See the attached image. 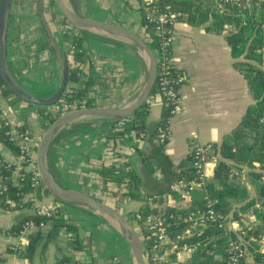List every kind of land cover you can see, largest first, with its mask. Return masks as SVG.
I'll return each mask as SVG.
<instances>
[{"label":"crops","instance_id":"0c3cea01","mask_svg":"<svg viewBox=\"0 0 264 264\" xmlns=\"http://www.w3.org/2000/svg\"><path fill=\"white\" fill-rule=\"evenodd\" d=\"M52 1L54 0H13L8 21V68L22 87L39 97L54 95L61 87L62 78V64L51 49L43 25L49 30L61 59L70 52L68 40L79 32L64 22ZM73 7L83 17L115 23L140 32V14L121 0H74ZM90 34L92 37L87 47L89 52L97 56L93 71L101 79L102 87L99 107L122 108L133 103L146 79L145 57L128 41ZM173 51L178 70L187 78L181 89L185 113L171 117L170 137L166 147L168 158L174 166H178L195 146L220 144L223 137L242 120L247 108L253 104V99L246 80L234 67L236 60L231 56L225 35L208 34L204 26L179 22ZM67 58L68 63L76 69L77 66L70 61V55ZM80 68L88 71L86 65ZM42 84L48 85L51 90L43 94ZM77 86L70 83L67 88L69 90ZM4 89L0 86L1 117L12 129H19L20 126L29 128L34 139L33 149L37 151L45 132L39 119L38 107L16 99L7 101L2 94ZM150 104L148 124L153 129L160 121L163 99L155 95ZM114 125L113 121L104 119H89L70 125L54 139L47 163L52 176L61 186L93 197L115 209L118 207L124 212L119 213L125 215L141 209L145 205L144 198L127 200L121 194L113 196L102 190L97 171L103 163L113 159L107 150L112 141L106 135ZM122 126L124 125L117 124V127ZM83 127L89 130L82 133ZM118 144L125 162L132 167L138 166L137 171L143 179L145 191L156 194L167 189L168 184L159 175L148 173L143 164H140L141 156L137 150L142 145L138 147L132 136ZM2 158L16 166L13 173V181H16L22 169L21 159L8 149L3 150ZM214 167L215 161L208 166L209 179L213 177ZM243 182L248 185L251 198H254L257 194L256 186L249 181L247 173ZM31 199L37 207L54 208L58 202L64 211L63 205H66L67 216L78 226L82 248L78 251L69 249L67 238L62 234L47 245L44 254L39 251L30 263L19 254L9 252V249L16 247L23 250L28 245L25 235L16 237L9 231L24 216L33 215L32 208L20 211L0 206V257L5 259L3 264H56L62 254L70 256L75 264H137L125 238L101 215L63 204L49 192H31L24 201L29 202ZM162 200L161 207L177 209H187L192 203L186 193H166ZM241 223L254 227L257 220L251 214L246 215ZM229 225L235 230L240 228L239 222L232 218ZM47 228L44 229L47 231ZM245 243L246 264H261L258 257L260 254L264 255V236H259L258 240L252 238ZM189 255L182 253L177 259L183 263Z\"/></svg>","mask_w":264,"mask_h":264},{"label":"trees","instance_id":"16d2710c","mask_svg":"<svg viewBox=\"0 0 264 264\" xmlns=\"http://www.w3.org/2000/svg\"><path fill=\"white\" fill-rule=\"evenodd\" d=\"M0 0V6H1ZM131 10L140 14V32L146 43L154 51L156 42L154 40V27L146 19L147 13L151 11L153 5L159 6L177 15L178 22L193 26H204L206 33L212 35H225L227 44L230 48L231 56L236 60L234 67L244 77L247 82L253 104H251L239 124L227 135L223 137L220 144H212L213 157H215V167L213 177L208 180L205 188H200L189 193L192 201L187 209H177L173 207H161L163 204L162 196L166 193L177 195L182 192H172L170 186L181 179H192L195 177L193 159L191 154L178 166H174L166 154V147L169 142L168 135L163 141L159 139L160 131L169 126L171 119V105L163 100V110L158 125L151 129L148 124L150 100L138 109L132 116L120 121H113L115 124L107 133L106 137L112 141V145L107 147L108 153L113 159L103 163L97 170L101 182L102 190L108 191L113 196L123 195L127 200L142 199L154 196L153 207L144 205L141 209L145 213L163 212L164 217L172 223V236L184 234L188 228L187 224L178 223V215H185L191 211L204 209L205 197L208 196L215 202L214 208L222 222H239L238 230L230 227L231 234L218 228V225H208L198 230H191L186 242L197 245L195 251L183 263L173 257V264H229L227 245L229 236L236 238L237 234L244 231V250L246 254L247 244L252 238L258 240L259 236H264V3L252 2L250 6L245 3H227L225 0H121ZM74 6V0H69ZM52 5L55 2L52 1ZM74 8V7H73ZM9 21V20H8ZM65 23H68L64 19ZM9 23V22H8ZM92 35L85 31H79L77 35L70 37L69 43L76 47L74 52H67L65 55L71 56L76 69L68 63V84L75 83L76 88H69L72 93L66 90L62 96L67 99H86L87 107H92L94 97L91 87L99 83L101 79L97 77L93 68L88 66V71L80 68L86 65L85 54L79 50L88 51L89 39ZM79 66V67H78ZM180 71V70H179ZM85 77V78H82ZM83 85L84 87H81ZM0 86H4L3 96L7 101L18 100L13 92L8 89L0 75ZM67 88V87H65ZM156 94V88L151 95ZM39 119L43 127H49L61 115H52L46 112L45 107H38ZM5 119L1 117L0 111V190L2 187L6 191L0 194V206L9 210H20L23 205L30 208V203H24V197L31 193L32 188L31 174L26 169V164L22 163L19 172L20 186L13 181V173L16 169L14 164L4 161L2 152L10 150L15 156L20 154L19 146L10 140L6 132L9 130L4 125ZM117 124H123L117 127ZM76 125V124H75ZM74 126V125H73ZM23 130L24 127L20 126ZM89 128L83 127V131ZM81 133V134H82ZM80 134V135H81ZM143 134V137L141 135ZM142 142L140 152V164L150 174H157L168 184L165 191L151 194L145 191L143 179L137 171V167H132L125 162L119 142L128 137ZM50 154V149L49 152ZM52 162V161H51ZM237 170H245L249 175V181L255 184L257 194L251 198L248 185L235 175ZM116 188H119L116 190ZM48 193V190L44 189ZM187 194V193H186ZM7 200L14 202L9 205ZM23 202V203H22ZM132 211L131 213H133ZM253 215L257 220V225L247 227L242 224V219L246 215ZM171 215L173 218H170ZM137 230L138 234L146 235L147 227L143 224L134 223L129 220ZM31 222L36 229L24 231V225ZM47 228V231L44 228ZM24 232L28 245L25 249H9V252L18 253L30 263L39 251L44 254L49 243L64 234L67 238L69 249L78 251L82 248L78 236V226L67 216L57 202L54 214L51 218L28 215L24 216L9 233L19 237ZM72 234V236H69ZM259 262L264 264V255L260 254ZM5 259L0 257V264ZM75 263L70 256L62 254L58 257L56 264ZM246 264V255L244 259Z\"/></svg>","mask_w":264,"mask_h":264},{"label":"built area","instance_id":"2783aa9c","mask_svg":"<svg viewBox=\"0 0 264 264\" xmlns=\"http://www.w3.org/2000/svg\"><path fill=\"white\" fill-rule=\"evenodd\" d=\"M253 1L256 3H264V0H225V2L230 4L243 2L247 6H250ZM144 2H146V0H144ZM146 19L154 27V40L156 42V49L154 50L157 60L155 95L166 100L171 105L172 116L184 114L185 110L182 104L181 89L187 78L183 72L178 70L173 51L176 38V26L179 23L177 15L166 11L165 9H161L157 5H153L151 11L147 13ZM69 48L70 52L76 50V47L71 44ZM79 53L85 54V57L88 60L86 66L95 69L93 66L97 60V56L92 52L84 51L82 49L79 50ZM81 87L84 86L81 85ZM101 89L102 87L99 83L92 85L91 93L94 97L92 107H99L101 101ZM65 90L69 94L72 93V90H68V88ZM87 101L88 100L86 99H67L61 96L56 103L45 108L46 112L49 114L62 116L72 111L89 108L87 107ZM4 125L9 128L6 134L9 135L10 140L16 142L19 146L20 154L18 157L21 159L22 163L26 164V169L31 174L32 188L34 189L32 192L43 191L45 187L38 171L36 151L33 149L32 145L34 140L32 131L27 127L23 130L12 129L6 120ZM168 135H170V120L169 126L160 131L159 139L163 141ZM141 137H143V134ZM138 142L140 141L138 140L137 143ZM191 156L193 159V167L195 169V177L189 180L181 179L174 182L170 186L172 192L189 194L197 189L205 188L207 185L209 180L207 169L211 162L215 161L212 144H200L195 146L191 152ZM235 175L242 180H245L246 178L245 170H237ZM21 181L22 179L20 181L17 179L14 183L20 186ZM262 181H264V176L262 177ZM4 191H6V188L2 187L0 194ZM154 198V196L145 198V205L153 207ZM205 201L204 209H198L176 217L179 221L178 223L187 224L188 228L184 234H177L175 236H172V223L164 217L163 212L147 214L142 210H138L123 215L126 219L133 220L134 223L140 222L145 227L149 228L147 236L139 233L146 264H173V257L178 258L182 253L192 254L198 244L193 245L186 242L188 236L192 234L191 230H198L208 225H218V228L226 231L228 235L231 234L229 223L225 224V222H222L223 219L217 215L214 208L215 202L208 196L205 197ZM7 202L11 206L14 205V202L10 200H7ZM23 202H31L30 207L32 208L34 215L51 218L54 214L55 207H37L35 206L33 199L29 200V202L23 200ZM26 209L28 208L23 205L20 206V211ZM170 218H173V216L171 215ZM34 229H36V227L31 222H27L24 225L25 232ZM244 234L245 232L241 231L237 234L235 239L229 236V242L227 245L229 264H245L244 259L246 254L243 247ZM22 235H25L24 232L20 236ZM69 236H72V234H69ZM17 254L20 255V252ZM71 264L75 263L72 262Z\"/></svg>","mask_w":264,"mask_h":264},{"label":"water","instance_id":"95a60500","mask_svg":"<svg viewBox=\"0 0 264 264\" xmlns=\"http://www.w3.org/2000/svg\"><path fill=\"white\" fill-rule=\"evenodd\" d=\"M13 0H2L0 6V75L6 87L10 89L15 97L27 104L36 107H47L56 103L68 83V58L58 56L49 30L44 24V32L51 45L53 53L62 64L61 87L50 97H39L29 93L22 87L11 74L7 64V32L10 9ZM61 16L79 31L100 34L115 39H122L135 45L143 54L147 63V74L144 85L136 100L122 108L89 107L62 115L54 121L43 133L36 151L37 166L44 187L58 201L63 204L72 205L81 209L96 212L104 217L130 245L137 264H146L141 238L134 225L126 219L115 208L96 200L83 193L69 190L61 186L49 171L47 156L54 139L70 125L89 119H104L109 121H120L132 116L138 109L143 107L149 100L157 80V60L154 51L146 43L144 38L137 32L127 29L121 25L108 22H100L79 15L68 0H54Z\"/></svg>","mask_w":264,"mask_h":264},{"label":"rangeland","instance_id":"374dc122","mask_svg":"<svg viewBox=\"0 0 264 264\" xmlns=\"http://www.w3.org/2000/svg\"><path fill=\"white\" fill-rule=\"evenodd\" d=\"M114 12V11H113ZM69 41V40H68ZM69 42H68V46H69ZM70 61L73 63V61L71 60V56H70ZM72 65V64H71ZM41 87L43 88L42 89V93L43 94H45V93H47V92H49L50 90H51V88L48 86V85H45V84H42L41 85ZM155 95L153 94V95H151L150 96V98H149V100L151 101V99H153V97H154ZM43 124V123H42ZM45 128V130L48 128V127H44ZM138 147H140L141 145H142V142L140 141V142H138L137 144H136ZM243 181V180H242ZM59 205L61 206V204L59 203ZM114 207H116V206H114ZM63 209H64V211H65V213L66 214H68V208H67V206L66 205H63ZM116 209L118 210V211H120L121 213H124L123 211H122V209L120 210V208H118V207H116Z\"/></svg>","mask_w":264,"mask_h":264}]
</instances>
